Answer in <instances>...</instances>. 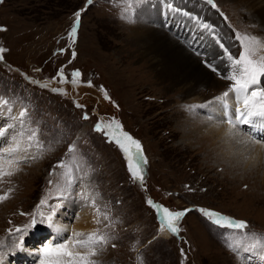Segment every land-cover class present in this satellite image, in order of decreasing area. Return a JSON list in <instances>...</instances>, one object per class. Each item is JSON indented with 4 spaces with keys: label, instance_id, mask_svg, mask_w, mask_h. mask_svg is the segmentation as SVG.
<instances>
[{
    "label": "rangeland",
    "instance_id": "obj_1",
    "mask_svg": "<svg viewBox=\"0 0 264 264\" xmlns=\"http://www.w3.org/2000/svg\"><path fill=\"white\" fill-rule=\"evenodd\" d=\"M159 2L92 0L89 4L88 0H0V48L6 50L0 53L3 56L0 99L9 98L12 101L9 107L15 105L13 111H17V115L27 107L30 120L25 131L30 134L38 126L42 133L40 139L46 145L43 151L34 147L29 155L36 158L16 165L13 175L0 177V196L8 197L0 202V245H3L0 251L3 257L11 256L10 260L6 259L10 264H38L33 260L37 258L35 254L31 261L20 259L24 256L16 254L19 249L14 244L20 234L15 230L24 229L33 213L38 218L41 212L45 216L51 214L48 205L54 209L56 221L62 214L67 215L64 218L67 230L72 228L58 238L59 243L65 239H85L93 232L114 236L103 246V251L92 257L96 264H264V240L260 238L264 236V152H260L264 147L256 146L254 152L257 153L249 155L247 148L237 143L247 152L241 155L234 150L235 143L227 144L220 136L215 135L214 139L208 136L207 141H203L206 132L202 134L198 128L205 124L198 121L213 115L206 109L211 99L223 97L232 86L231 80L219 70L212 71L217 83L198 86L197 92L204 96L200 102L191 103L169 79L157 81L151 68L143 65L142 56L128 44V33L136 24L142 25L143 19L149 20L152 12L157 16L160 13L162 22L168 20L163 16L166 8ZM214 2L219 10L211 7L207 0H192L191 5L200 6L197 10H180L187 17L181 28L170 24L166 28L161 26L185 47V40L177 37L183 28L202 31L218 46L213 34L200 28L201 20L212 24L210 17L214 15V35L223 39V32L229 33L234 39L230 42L234 55L238 56L242 50L235 39V34L240 33L255 37L257 58L264 57V46L260 45L262 34L255 33L258 26L248 19L246 10L235 0ZM148 3L152 5L144 6L134 24L133 7L138 11ZM202 8L207 10L208 18L201 13ZM77 12L80 23L72 38L69 33ZM217 26L225 30L220 31ZM192 48L189 50L194 56L202 55ZM61 68L67 80H72L71 73L78 69L82 77L77 79L84 85H80L78 91L60 95L26 82L20 72L34 75L36 79H51L52 87H58ZM89 80L92 87L86 83ZM263 82L264 77H261L260 85ZM258 85L253 87L259 89ZM105 91L110 99H105ZM77 103L84 107H76ZM85 112L90 117L87 120L83 119ZM4 113L0 114V125L11 122L7 119L8 112L4 110ZM98 120L118 121L123 131L141 142L147 160L146 164H141L143 182L131 178L119 148L108 142L104 133L94 131ZM18 141H22L24 147L26 135L18 137ZM47 144L52 146L47 148ZM224 144L232 150L228 151L230 155L221 147ZM70 145L75 146L71 152ZM251 155L263 157L249 160ZM60 161L64 168L55 167ZM4 171L8 168L4 167ZM70 176L79 183L67 192L76 195L65 194L59 201L56 198ZM81 191L89 196V205L95 199L99 206V224L95 222V208L81 201ZM42 199L46 201L43 206ZM149 199L154 205L171 211L191 209L179 221L177 235L170 232L169 237L161 235L160 217L157 209L148 205ZM200 208L245 220L249 228L243 234L230 233L226 238L222 233L229 230L209 223ZM85 213L91 214L95 230L71 238ZM105 214L108 219H104ZM9 229H12L11 235ZM52 233L46 223H38L23 235L21 252H28L26 248L39 252L53 239ZM229 243L239 244V248H230ZM182 249L187 253L186 258L181 254Z\"/></svg>",
    "mask_w": 264,
    "mask_h": 264
},
{
    "label": "snow or ice",
    "instance_id": "obj_2",
    "mask_svg": "<svg viewBox=\"0 0 264 264\" xmlns=\"http://www.w3.org/2000/svg\"><path fill=\"white\" fill-rule=\"evenodd\" d=\"M91 4L92 0H88ZM207 3L213 8L218 9V5L214 0H207ZM219 10V9H218ZM223 15V13H221ZM226 19V17H225ZM80 23V13H76V21L69 33L70 37L74 38L77 33V29ZM199 23V21H198ZM200 28L202 30L209 31L213 34L215 43L223 50V55L230 62L229 69L230 74L225 77L233 81L232 86L228 91L223 93L224 98H228L231 94H234V99L236 104L243 103V109L235 105L229 106L226 100L217 98L220 101V115L214 116L209 115L208 120L210 122H215L217 125L227 124L229 127L225 132V136L229 139L236 138L237 142L244 145L249 155L255 151L256 146H264V137L257 138L251 136L244 132V126L253 123V117H264V87L254 88L253 86L260 84V78L264 77V57L257 58L255 46L256 38L250 37L247 34L241 35L240 33L235 34V39L240 42L242 50L239 55H234L230 48L226 46L222 39L215 36L214 26L210 23H200ZM2 30V29H0ZM6 51L4 48H0V53ZM61 51H64L61 49ZM73 59L76 58V53H72ZM0 60H3V56L0 55ZM213 71L216 68L209 64ZM72 80L71 83L78 85L81 81L77 78L82 77V73L77 69L71 73ZM59 82L67 83L68 80L64 76V70L61 68L58 72ZM30 79V78H29ZM54 80L56 78H53ZM30 82L31 79H30ZM37 86L41 88H48L47 83L41 81H35ZM89 87H92V81L86 82ZM53 92L59 94H66L63 89H51ZM105 99H110L108 93H104ZM12 101L9 98L0 99V110H6L8 112V121L3 125H0V177L13 175L12 171H4V165L8 164L19 165L21 162L27 163L30 160L35 159L34 155H29L31 150L35 147L38 151H43L46 147L45 142H43L40 137L42 133L39 128L31 130L30 134L26 133L25 129L30 120L29 112L27 107L22 108L18 115L13 111V107H9ZM76 107L83 108V105L76 104ZM87 112L84 113L83 119H89ZM264 126V124H262ZM94 131L102 132L108 139V142L114 143L121 153L124 155L126 160L128 171L131 178L137 182H143L145 177L143 175V168L141 164H146L147 160L143 156V150L141 142L133 138L129 133L122 130V126L118 121L112 120L105 122L103 120H98L94 125ZM26 135L27 144L21 147V142H17V138H23ZM50 147V145H48ZM74 145L69 146V151L74 150ZM56 168H64L65 165L63 161L58 162L55 166ZM52 173H50L51 175ZM78 181L74 177H69L66 181L65 188L61 190L60 196L56 199L62 201L65 194L76 195L74 192H67L68 188L78 186ZM52 184V181H49ZM79 197L85 206H91L95 208L97 213L96 223H100L98 216L100 213L99 206L96 205L95 199L92 200L91 205L88 204L89 196L85 191L79 193ZM8 197L0 196V202L4 201ZM41 206L46 204L44 199L41 200ZM149 206H154L157 209V214L160 217V231L161 233L166 229L171 234L177 235L180 231L179 221L187 214L191 209L171 211L169 208L162 205H154L152 200H147ZM60 205L58 204L57 207ZM51 214L45 216L43 212L39 213V218L36 213L32 214V219L29 224L24 226V229L16 228V233L18 235V242L14 244L16 249L23 248V235L27 234V230L34 228L38 223H46L49 227L57 228L55 221V211L51 205H48ZM201 214L208 220L212 225L220 228L229 230V233H222L227 237L230 233H245L249 228L248 222L245 220H238L232 218L228 215L222 214L212 209L200 208ZM23 214V213H22ZM104 219H108L107 214H105ZM59 230V229H58ZM67 231V229H64ZM9 234H12V229H9ZM83 233L73 232L72 237H81ZM252 236H257L259 234H250ZM264 240V236L260 237ZM110 239H114V236L108 234L107 232L100 234L99 232H93L87 235L85 239H65L63 242L55 243L50 242L43 246L40 250L41 252V264H96L92 259L103 251V246L108 243ZM230 248H239V244L233 245L229 243ZM3 245H0L2 248ZM115 247V245H113ZM75 248L87 249L86 253H81L80 251H75ZM245 250H248L247 248ZM182 256L186 258L187 253L182 249ZM67 258V259H65ZM3 259V252L0 251V260Z\"/></svg>",
    "mask_w": 264,
    "mask_h": 264
},
{
    "label": "bare ground",
    "instance_id": "obj_3",
    "mask_svg": "<svg viewBox=\"0 0 264 264\" xmlns=\"http://www.w3.org/2000/svg\"><path fill=\"white\" fill-rule=\"evenodd\" d=\"M159 1L162 2V6L164 5L166 8L165 11H163V16L167 17L166 19L168 20L165 22H162L160 13L157 16L154 11L152 12L149 20H146V19H143L144 21L140 20L141 21L140 24L142 25L139 26L138 24H136V21H137L138 16L140 15V11L143 10L145 5H152V3L144 4L142 8L139 9L135 14L136 18H134V24H136V26L134 30L130 31V34L128 33L127 35V39L129 40L128 44H131L135 48V51L137 50L136 52L142 56L143 62H144L143 65L144 66L148 65L151 68V73L156 78L157 81L161 80V78L167 81L169 79L175 84V86H179V88H181L182 92L184 93V95H186L190 99L191 103H196V102L198 103L200 102V100H202L204 95L201 96L197 92L196 88L202 85L203 86L205 85L214 86L217 83L211 73L213 70H212V67L209 66V64L214 66L216 70L221 71L224 77H227L230 74V69H229L230 62L223 55V50L220 49V47L216 46L214 42H212L210 39H208L207 35L201 33L202 31L196 32L191 29H186V28L181 29L182 33H179L177 37L179 39L183 38L185 40L186 45H187L185 47L177 41L178 39L177 40L176 38L174 39L164 29L166 28L167 24H170L174 27L181 28L182 22H186L187 17L183 15L184 13L183 14L180 13V10L182 8L183 10L187 8L197 10L198 7L200 6L199 4L191 5L192 0L191 1L190 0H159ZM235 1L239 3L246 10V15L248 19H250V21H252L258 26V29L255 31V33L259 36H261L262 34L260 38L262 39L261 44L260 43L259 44L261 46H264V39H263L264 37V0H235ZM201 13L206 17L209 16L207 10L203 8L201 9ZM212 16L210 17V21L213 25H216L215 19H214L215 16L214 17ZM216 18L218 19L217 16ZM188 20H189V16H188ZM218 20L221 22L220 18ZM218 20H216L217 23H218ZM201 23H202V20H201ZM161 25H163L164 28ZM218 28L220 29V31L223 29L221 27H218ZM223 33H224V36L222 39L223 43L230 48L232 53H234L232 49V44H230V42H232L231 39L234 40L233 37L232 36L230 37L229 33H227L226 31H224ZM191 46L193 48H196L197 51L201 52L202 55L199 56L197 54L196 56H194L195 53L189 50V47ZM202 48H206V50L204 49L202 50ZM204 53L206 54L205 56L203 55ZM24 80H26L25 77H24ZM42 80L46 81L45 83L48 84V88L52 87L54 84L51 79H42ZM232 84L233 82L231 81V85ZM258 87L259 88L264 87V82L261 85L259 84ZM217 97L216 98L214 97L213 99H211V101L208 104L209 107H206V109L209 110L214 116L220 115V101L217 99ZM221 99L226 100L229 106L235 105L237 107H240L241 109H243L244 107L242 103V97H241V102L239 104H236V101L234 99V94L230 93V96L228 98L221 97ZM15 113L17 114V111H15ZM0 114L5 115L4 110H0ZM252 120H253L252 124L244 126V131L247 132L249 135L255 136L257 138L264 137V126H262V124H264V117H253ZM198 123L199 124L205 123L203 127H198L202 134H204L203 132H206V134L203 135L204 136L203 141H207L208 136L209 138L214 139L213 137L217 135V136L222 137L227 142V144L235 143L237 145V143H239L237 142L236 138L229 139L225 136V132L229 127L227 124L217 125L215 122H210L207 118L201 119L200 121H198ZM22 146L23 144L21 143V147ZM50 146H52V144H50ZM240 146L245 147L242 144H240ZM257 146H260V145H257ZM221 147H223L224 151L227 150L226 153L228 154L229 152L232 151L230 147L227 146L226 144H224V146H221ZM221 147L218 146L219 149ZM260 147L262 148L264 146H260ZM47 148H50V147L47 146ZM236 149L238 150L236 151V153L239 152L241 155L243 152L244 153L246 152L245 149L240 148L238 145L237 147L234 146V150ZM224 151H222V153ZM260 152L263 153L264 149ZM254 153L256 154L257 152H254ZM263 156L251 155L249 160L251 159L257 160L258 158H262ZM4 167H7L8 171H12V172L14 171V169H16V165L9 166L8 164H5ZM66 216L67 215L62 214V218L60 220L56 221L57 219H55L56 224L58 226L57 228L50 227V229L53 231L52 233L53 239L51 241L49 240L50 242L58 241L57 243H59L58 238L62 237L63 234L65 233L64 229L68 228L65 224L66 220L64 219L66 218ZM82 216H83V219H80L77 222V225L74 227L73 231L81 232L83 234H85L86 232L94 231L95 222L92 219L91 214L89 215L88 213H85V214H82ZM71 230L72 228L69 231ZM161 235H164L165 237H169L170 233L165 229L161 233ZM42 248L43 247H41V249ZM25 250H28V252H21L22 251L21 249H19L16 252V254L19 257H21V255L24 256L23 258H20V259L24 260L25 258H29V261H31L30 259L34 257L32 255L35 254L37 255V258L35 259L34 257L33 260L38 261V264H41V252L40 251L37 253H34L33 251H30L29 248L28 249L26 248ZM6 257L7 256H4L3 259L0 260V264H10V261L6 260V259L10 260V257H7V258ZM22 264L24 263L22 262Z\"/></svg>",
    "mask_w": 264,
    "mask_h": 264
},
{
    "label": "flooded vegetation",
    "instance_id": "obj_4",
    "mask_svg": "<svg viewBox=\"0 0 264 264\" xmlns=\"http://www.w3.org/2000/svg\"><path fill=\"white\" fill-rule=\"evenodd\" d=\"M33 77H36V76H34L33 75ZM38 78V77H37ZM40 79H45V78H39L38 80H40ZM81 83H82V81H81ZM78 84V85H74V84H72L70 81H69V79H68V83H60L59 82V86L57 87V88H55V89H63L64 91H65V93L68 95V92L69 91H78V89H79V86L80 85H84V84ZM62 85H63V87H62ZM73 86H76V89L75 88H73ZM86 86V85H85ZM66 94H60V95H66ZM105 97V96H104ZM76 98H74V100H75ZM83 105V104H82Z\"/></svg>",
    "mask_w": 264,
    "mask_h": 264
},
{
    "label": "water",
    "instance_id": "obj_5",
    "mask_svg": "<svg viewBox=\"0 0 264 264\" xmlns=\"http://www.w3.org/2000/svg\"><path fill=\"white\" fill-rule=\"evenodd\" d=\"M15 70H19V69H17L15 66H12ZM20 72H21V74L23 75V78L25 77L26 78V80L27 81H29L30 79V77L24 72V71H22V70H20Z\"/></svg>",
    "mask_w": 264,
    "mask_h": 264
}]
</instances>
